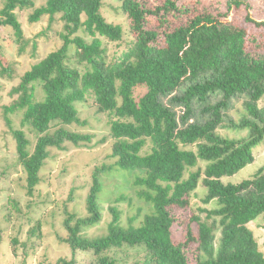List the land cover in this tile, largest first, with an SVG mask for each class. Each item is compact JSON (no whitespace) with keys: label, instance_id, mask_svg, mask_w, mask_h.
I'll list each match as a JSON object with an SVG mask.
<instances>
[{"label":"trees","instance_id":"trees-1","mask_svg":"<svg viewBox=\"0 0 264 264\" xmlns=\"http://www.w3.org/2000/svg\"><path fill=\"white\" fill-rule=\"evenodd\" d=\"M184 2L164 0L149 6L144 0H121L133 40L108 60L102 42L121 41L122 28L106 22L102 0H45L37 7L33 0L4 1L0 24L12 29L16 43L23 38L15 9L33 7L29 23L43 16L52 21L55 15L62 23L60 47L31 64L4 107L27 193L32 194L40 181L49 148L90 141L89 135L63 125L82 123L75 103L91 92L97 111L109 115L111 155L118 170L143 172L135 175L133 184L151 206L140 225L125 227L110 207L107 232L89 238L84 230L101 218L98 195L103 183L94 172L85 197L87 215L65 211L62 221L64 236L59 239L70 248L71 257L53 264H75L78 252L91 256L88 264H116L106 252L122 246L141 248L143 264H264L248 227L264 212V164L237 183L222 180L252 163V149L264 141V104H259L264 97V42L227 16L242 5L245 21L264 27V20L251 18L249 4L242 0H225L226 11L216 14ZM70 45L74 56L68 54ZM0 66L5 73L8 64L1 58ZM139 88H145L140 96L135 94ZM239 98L242 112L235 121L228 110ZM7 113H21V125L35 133L32 150ZM198 183L205 190L201 202L215 200L216 207L199 208L204 219L192 214L183 240L174 241L171 210L189 206Z\"/></svg>","mask_w":264,"mask_h":264},{"label":"rangeland","instance_id":"rangeland-1","mask_svg":"<svg viewBox=\"0 0 264 264\" xmlns=\"http://www.w3.org/2000/svg\"><path fill=\"white\" fill-rule=\"evenodd\" d=\"M5 0H0V9ZM34 7L40 6L45 0H33ZM149 6H155L164 0H144ZM177 3L193 5L197 11H207L212 14L226 11L225 0H176ZM249 4V14L257 21L264 20V0H242ZM121 0H102L101 14L108 23L120 25L121 41L102 42L108 60L119 55L125 44L133 40L127 15L120 8ZM32 8L15 9L14 13L22 28V41L16 43L10 27L0 24V58L8 64L7 71L1 74L0 66V264H53L59 258L70 259V248L59 238L64 236L62 221L65 211L78 216H85V197L96 172L103 183L98 195L101 218L98 223L84 230L89 238L99 237L107 232L112 218L109 208H114L119 216L121 226L140 225L143 216L151 211V206L137 195L140 187L133 184L135 175H143L140 170H118L116 159L111 155L113 139L109 131V115L97 111L94 96L86 92L85 98L75 103L81 124L63 125L64 128L90 136L89 142L72 144L63 143V149L49 148V157L39 172L40 181L32 194L25 189V173L17 161L15 142L9 133L4 116V107L12 99L11 89L17 85L20 76L29 69L32 63L43 58L50 51L61 45L59 33L62 23L55 15L52 21L43 16L35 23H29L28 15ZM228 14L230 20L247 28L249 36H259L264 42V27H257L244 19L245 8L241 5ZM173 18L172 21H176ZM83 36L82 32L79 31ZM262 32V33H260ZM261 34V35H260ZM87 38L86 35H84ZM251 48H253L251 46ZM74 45L69 46L68 54L74 56ZM145 88L135 91L142 95ZM39 87L36 89V99L42 97ZM264 104V97L259 102ZM178 115L180 109L175 108ZM231 118L237 120L242 112L241 99L234 100L228 110ZM21 113H7L13 128H21L29 140V150L35 142V133L27 126H22ZM222 134L235 136L233 132L219 129ZM194 148V147H193ZM254 161L233 175L224 176V183H237L249 178L264 164V141L252 149ZM201 168L203 162L198 163ZM193 168L192 170H195ZM205 190L198 183L197 188L189 198V206L173 207L171 214L174 223L171 237L174 241L183 240L186 225L192 214L204 219L205 213L199 208L212 209L216 207L215 200L203 204L201 202ZM209 222V221H208ZM256 238L260 251L264 254V212L248 223ZM218 236V232H216ZM193 245L186 252L191 259ZM116 264H143L144 254L139 247L122 246L106 252ZM91 256L78 252L75 264H88Z\"/></svg>","mask_w":264,"mask_h":264}]
</instances>
